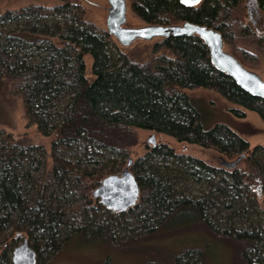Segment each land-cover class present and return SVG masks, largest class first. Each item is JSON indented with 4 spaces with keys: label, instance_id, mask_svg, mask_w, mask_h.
I'll use <instances>...</instances> for the list:
<instances>
[{
    "label": "trees",
    "instance_id": "trees-1",
    "mask_svg": "<svg viewBox=\"0 0 264 264\" xmlns=\"http://www.w3.org/2000/svg\"><path fill=\"white\" fill-rule=\"evenodd\" d=\"M55 1L58 4L29 5L0 14V97L18 98L36 132L55 137L47 157L41 146L26 143L25 136L0 138V264H11L10 253L22 236L41 262L76 235L100 236L108 249L123 251L191 234L206 242L167 254L166 264H209L208 254L214 247L219 248L211 264H264V147L250 148L223 125L202 128L185 91L214 92L234 106L229 109L234 117L243 118L244 111H250L263 122L264 100L248 95L217 71L196 36L158 40L144 62L124 55L116 60L111 52L113 38L86 21L81 5ZM253 1L264 14V0ZM127 2L143 24L206 26L220 33L225 49L246 69L255 71L264 64V34H256L246 20V0H202L195 7H184L178 0ZM45 17L62 23L49 25ZM30 18L36 25L28 24L29 32L3 29ZM37 34L63 41L61 47L43 48L48 54L43 64H32L29 55L21 54L33 46L36 38L31 36ZM86 56L91 58L89 72ZM61 96L70 99L56 108ZM137 130L213 149L228 158L237 157V162L230 170L215 168L177 154L164 143L132 159ZM36 155L37 167L42 169L40 188L65 189L85 201L70 209H53L40 196L28 199L19 184L29 173L19 177L16 170L27 157ZM130 158L129 170L140 189L138 201L125 213H109L97 200L92 202V191L105 177L122 171ZM103 161L110 163L99 169L88 167ZM240 161L243 166L238 168ZM188 181L208 189L202 195L184 197L178 186ZM96 213L104 216L101 223L87 229V215ZM66 216L81 227L63 231ZM131 226L134 234L115 242L116 230Z\"/></svg>",
    "mask_w": 264,
    "mask_h": 264
},
{
    "label": "rangeland",
    "instance_id": "rangeland-1",
    "mask_svg": "<svg viewBox=\"0 0 264 264\" xmlns=\"http://www.w3.org/2000/svg\"><path fill=\"white\" fill-rule=\"evenodd\" d=\"M72 1L84 8L86 21L91 22L102 29H105L106 9L108 7L106 0ZM55 4H58L55 0H0V14L7 10H18L29 5L52 6ZM246 6L248 15L246 20L251 25V28L256 34H264V14L256 7V4L253 2V0L246 1ZM43 19H45V22L49 25L56 22L62 23V21L53 17H45ZM25 23L27 24L24 25ZM28 24H31L32 26L36 25V23L33 21V18L21 19L17 25H6L3 27V29L8 30L12 28L14 30L16 29L17 31L23 30L29 32V26H27ZM143 25V22L136 18L129 10L127 14L126 26L141 27ZM31 37L36 38L33 42V46L24 50L21 54L29 55L32 64L45 63L44 59L48 54L43 50V48L47 45L53 44L57 47L63 46V41L57 36L47 37L37 34ZM1 40L2 39L0 38V41ZM112 40L114 43L112 45L111 52L116 60H119L121 55H124L125 57L138 62H144L149 58L153 45L158 41L157 39L149 42L137 40L128 47H121L114 39ZM36 46L41 48L37 49ZM84 62L86 65V70L89 72L91 67V58L86 56L84 58ZM254 72L264 79L263 62L261 63V66ZM4 91H6V88ZM185 92L189 96L192 107L198 113V122L202 128L209 129L216 124L223 125L230 128L238 136L247 141L250 148H254L257 145L264 147V122L260 120V118L255 113L244 111L245 117L236 118L229 110L234 108V106L227 103L218 94L204 89H198L195 91L186 90ZM69 99V96H61L55 103L56 108L66 105ZM5 136H10L13 138L25 136L26 143H32L41 146L46 157L50 155L51 144L55 139L53 135L43 137L36 132L35 126L29 124L25 118L21 102L18 98L7 100V98L5 99L2 95L0 97V138ZM136 136V145L130 149L132 159L141 157L146 153L147 148L151 147L148 141L151 136H154L156 144L164 143L171 147L177 154L189 155L198 158L215 168L230 170V164L235 163L237 160V157L228 158L214 151L213 149H206L198 145L177 142L173 138L163 134H154L152 132L137 130ZM32 159L35 160L34 163L30 165V160ZM38 159L39 156L37 155L32 156L31 159L27 157L24 162L20 163V167H17L16 170L19 172V177L23 172L29 173V178L27 180L21 181L19 184L22 187V192L28 199L40 196L41 199H45L44 202L47 205H50L49 203H51L53 209H70L74 205L82 204L85 201L77 198L75 195H71L65 189L56 190L52 186L49 189L40 188L42 169L37 167L36 162ZM109 163V161H103L99 166L90 165L88 167L89 169L92 167L99 169L108 165ZM242 166L243 164H241L240 161L236 167L239 168ZM120 172L121 171H115L113 174L119 175ZM178 188L184 190V197L189 198L202 195L208 189L205 184H196L190 181L185 184H180ZM91 200L93 203L96 201L92 198V196ZM103 215L105 214L103 213ZM103 217L104 216H101L100 213H96L95 215H87L86 228L88 229L89 227L90 229V225L93 223L95 225L101 223ZM63 222V231L67 230L72 232V230L81 227L79 225H73L72 218L68 216L63 219ZM116 231L115 242H120L134 234L132 226L129 230L121 228L117 229ZM8 234L9 230L4 233V235ZM62 237L63 236H61V239H63ZM203 238L204 237L191 234L181 236L176 240H160L153 242L151 245H144L139 248H129L123 251H116L113 249H108L100 236L85 238L81 237L80 235H76L67 242L60 252L55 253L52 257L45 258L41 262L37 257V264H104L106 260H109L110 264H146L155 260L160 262V264H166L168 259L166 257L167 254L175 253L178 250L188 246L203 244L206 242V240ZM25 239L26 238L22 236L14 244H16L17 247ZM218 248L219 247H214L213 249H210L208 254L209 264L213 263L214 250ZM225 255L227 256V253H225ZM218 256L219 253H216L215 257H217V259ZM226 256H224V261H226ZM227 257L229 258V256Z\"/></svg>",
    "mask_w": 264,
    "mask_h": 264
},
{
    "label": "water",
    "instance_id": "water-1",
    "mask_svg": "<svg viewBox=\"0 0 264 264\" xmlns=\"http://www.w3.org/2000/svg\"><path fill=\"white\" fill-rule=\"evenodd\" d=\"M105 31L119 46L128 47L134 41L149 42L170 37H198L206 46L213 67L226 74L241 90L252 97L264 100V79L256 72L246 69L231 53L225 49L224 41L219 32L206 26H198L188 22L176 25H149L127 27L129 5L127 0H106ZM184 7H195L202 0H178ZM148 143L156 145L154 136ZM132 159L119 175L105 177L100 185L92 191V198L97 200L107 211L125 213L134 207L139 198L138 183L129 168ZM230 164V168L235 166ZM11 264H37V255L25 239L11 252Z\"/></svg>",
    "mask_w": 264,
    "mask_h": 264
},
{
    "label": "flooded vegetation",
    "instance_id": "flooded-vegetation-1",
    "mask_svg": "<svg viewBox=\"0 0 264 264\" xmlns=\"http://www.w3.org/2000/svg\"><path fill=\"white\" fill-rule=\"evenodd\" d=\"M246 1H250V0H246ZM254 2V1H253Z\"/></svg>",
    "mask_w": 264,
    "mask_h": 264
},
{
    "label": "snow or ice",
    "instance_id": "snow-or-ice-1",
    "mask_svg": "<svg viewBox=\"0 0 264 264\" xmlns=\"http://www.w3.org/2000/svg\"><path fill=\"white\" fill-rule=\"evenodd\" d=\"M196 2H198V0H196Z\"/></svg>",
    "mask_w": 264,
    "mask_h": 264
},
{
    "label": "bare ground",
    "instance_id": "bare-ground-1",
    "mask_svg": "<svg viewBox=\"0 0 264 264\" xmlns=\"http://www.w3.org/2000/svg\"><path fill=\"white\" fill-rule=\"evenodd\" d=\"M31 247V246H30ZM33 249V248H32Z\"/></svg>",
    "mask_w": 264,
    "mask_h": 264
}]
</instances>
